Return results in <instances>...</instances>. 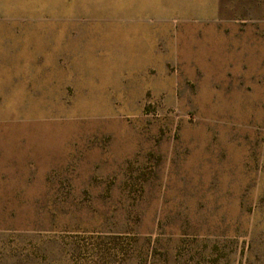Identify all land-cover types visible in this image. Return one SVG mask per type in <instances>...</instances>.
Listing matches in <instances>:
<instances>
[{
  "label": "rangeland",
  "instance_id": "374dc122",
  "mask_svg": "<svg viewBox=\"0 0 264 264\" xmlns=\"http://www.w3.org/2000/svg\"><path fill=\"white\" fill-rule=\"evenodd\" d=\"M0 264H264V0H0Z\"/></svg>",
  "mask_w": 264,
  "mask_h": 264
}]
</instances>
